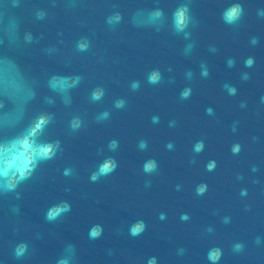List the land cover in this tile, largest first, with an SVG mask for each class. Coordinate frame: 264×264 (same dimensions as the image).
<instances>
[{"label":"water","instance_id":"obj_1","mask_svg":"<svg viewBox=\"0 0 264 264\" xmlns=\"http://www.w3.org/2000/svg\"><path fill=\"white\" fill-rule=\"evenodd\" d=\"M0 264H264V0H0Z\"/></svg>","mask_w":264,"mask_h":264},{"label":"clouds","instance_id":"obj_2","mask_svg":"<svg viewBox=\"0 0 264 264\" xmlns=\"http://www.w3.org/2000/svg\"><path fill=\"white\" fill-rule=\"evenodd\" d=\"M240 11V9H239V6H236V7H233L230 11H229V13H228V16L231 18V17H234V16H236L237 14H238V12ZM184 14H183V12H181V13H179L178 14V17H177V23H179V24H183L184 23ZM44 121L43 120H41V123H43ZM107 170V166H105V171Z\"/></svg>","mask_w":264,"mask_h":264}]
</instances>
